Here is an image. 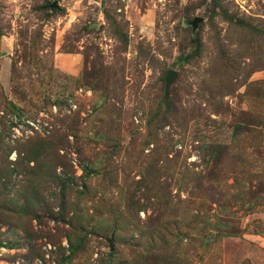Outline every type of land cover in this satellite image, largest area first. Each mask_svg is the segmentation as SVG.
Here are the masks:
<instances>
[{"label":"rangeland","instance_id":"374dc122","mask_svg":"<svg viewBox=\"0 0 264 264\" xmlns=\"http://www.w3.org/2000/svg\"><path fill=\"white\" fill-rule=\"evenodd\" d=\"M0 261L264 264V0H0Z\"/></svg>","mask_w":264,"mask_h":264},{"label":"water","instance_id":"95a60500","mask_svg":"<svg viewBox=\"0 0 264 264\" xmlns=\"http://www.w3.org/2000/svg\"><path fill=\"white\" fill-rule=\"evenodd\" d=\"M201 21V19L199 17H193L191 20H190V25L192 28H194L197 24V22ZM111 248V246H109Z\"/></svg>","mask_w":264,"mask_h":264},{"label":"trees","instance_id":"16d2710c","mask_svg":"<svg viewBox=\"0 0 264 264\" xmlns=\"http://www.w3.org/2000/svg\"><path fill=\"white\" fill-rule=\"evenodd\" d=\"M69 249H72V246L68 245Z\"/></svg>","mask_w":264,"mask_h":264},{"label":"built area","instance_id":"2783aa9c","mask_svg":"<svg viewBox=\"0 0 264 264\" xmlns=\"http://www.w3.org/2000/svg\"><path fill=\"white\" fill-rule=\"evenodd\" d=\"M0 264H1V261H0Z\"/></svg>","mask_w":264,"mask_h":264}]
</instances>
